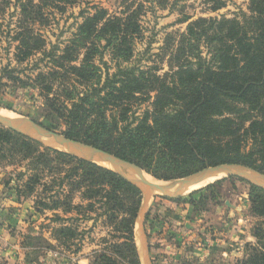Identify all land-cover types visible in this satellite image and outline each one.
<instances>
[{"label":"trees","instance_id":"16d2710c","mask_svg":"<svg viewBox=\"0 0 264 264\" xmlns=\"http://www.w3.org/2000/svg\"><path fill=\"white\" fill-rule=\"evenodd\" d=\"M85 1L92 0H18V26L13 35L7 30L16 44V62L24 64L46 53L47 41L36 26L49 24L47 10L65 12ZM171 1L152 4L166 9ZM229 1L205 0L204 13H218ZM11 3L0 0V16ZM123 4L119 14L101 7L83 14L64 54L46 53L48 71L27 80L14 69L0 71V98L10 83L36 87L51 117L64 125L58 133L112 153L158 180L184 178L221 164L264 174V0H249L247 10L232 18L193 20L182 13L180 23L187 24L186 30L167 37L159 63L148 69L124 66L134 59L148 12L138 0ZM3 28L0 22V35L5 34ZM104 53L116 72L108 68L103 82L96 58ZM77 85L86 89L79 92ZM137 109L143 110L139 116ZM1 162L26 170L8 181L4 195L16 197L18 203L32 199L35 214L52 212L62 222L60 227H46L56 243L51 247L49 241L51 248L79 254L80 248L72 251V246L81 242L80 223L91 218L89 213L103 210L115 234L102 240L103 247L89 256L90 264H143L135 238L143 202L137 187L105 167L45 148L0 126ZM235 181L222 179L194 191L188 203L205 211L208 202L221 200L218 187ZM249 186L251 214L262 221L252 229L255 243L246 245L238 264H264V190ZM75 198L81 203L75 204ZM59 211L76 212L77 217L64 219ZM43 240L27 235L22 245L37 249L35 242Z\"/></svg>","mask_w":264,"mask_h":264},{"label":"rangeland","instance_id":"374dc122","mask_svg":"<svg viewBox=\"0 0 264 264\" xmlns=\"http://www.w3.org/2000/svg\"><path fill=\"white\" fill-rule=\"evenodd\" d=\"M17 1L12 0L5 14L0 16V22L4 24L3 30L5 31V34L0 35V71L5 68L14 69L18 74L17 76L24 80L29 77L34 78L39 71L49 70L46 65L50 63V58L46 57V53L53 51L58 56L64 54L66 47L70 45L75 34H77L78 27L84 21L83 14L93 13L95 7H101L115 15L121 12L124 5V0H92L69 6L65 12L47 10L49 24L36 26L47 41L46 53H39L30 61L18 64L15 60L16 44L11 41L7 33V30H10L13 35L20 20L21 9ZM38 1L36 0V2ZM138 1L145 3L148 12L142 18L144 33L143 37L136 43L134 59L124 65L137 69H148L159 63V55L162 53L167 37L179 35L186 30L187 24L180 23L183 18L182 13L193 16V20L200 17L227 16L232 18L241 10L246 11L249 2V0H231L228 2L227 8L213 14L204 13L205 0H172L166 9L158 7L156 3L153 5V0ZM96 65L101 70L103 82L108 68L110 69L109 73L114 74L116 72L115 64L111 61L108 53L97 57ZM164 67V71H166L167 66ZM77 86L79 92L86 89L85 86ZM0 107L13 114L26 116L36 122L43 123L48 128L58 127L56 132L64 129L60 120H54L51 117L47 107L39 97V90L32 85L25 88L22 84L10 83L0 98ZM5 110L2 111L6 113ZM142 111V109H137L136 116H139ZM9 112L7 113L10 115ZM25 171L23 166L14 168L7 166L5 162H1L0 175H4L1 178V184H4L3 191L12 177L14 178L17 173ZM152 178L154 179V177ZM221 179H223L222 176ZM235 180V182H226L222 187H218L221 200L218 203L208 202L205 211H196L193 208L186 213V206L192 207L188 203V193L183 195L180 201L176 200L180 197H155L152 199L146 221L152 264H238L244 258L246 245L255 243V239L252 237V229L262 220L251 214L249 184L240 182L238 179ZM33 202L31 199L28 204ZM74 203L80 204L81 201L79 198H75ZM235 205L238 206V210L231 214L230 210H234ZM58 213L64 219L77 217L76 212L68 215H64L61 211ZM103 213V210L91 212L89 213L91 218L80 223L82 225L80 230L81 242L77 243V247L72 246V251L80 248L79 254H73L74 252L63 253L61 250L51 248L55 247L56 243L51 239L50 231L46 227H60L62 225L56 214L48 212L47 216H42L35 214L33 209V212L30 211L24 222L28 227L27 232H31L29 235L43 237L44 240L40 244L35 242V245L40 249L42 255L40 259L45 260L47 264L52 262L53 264H69L70 259L79 260V264H90L88 258L103 247L102 240L111 239V236L115 234L110 224L106 222ZM168 220H177L181 225L176 226ZM186 223L189 227L193 226L191 228L193 233L190 234L191 239L186 237L190 230L186 228ZM52 251L56 254L54 255ZM51 253L52 256H50Z\"/></svg>","mask_w":264,"mask_h":264},{"label":"water","instance_id":"95a60500","mask_svg":"<svg viewBox=\"0 0 264 264\" xmlns=\"http://www.w3.org/2000/svg\"><path fill=\"white\" fill-rule=\"evenodd\" d=\"M0 109L5 110L1 107ZM9 113L11 116L0 114L1 127L31 139L41 144L43 147L53 151L95 164H98L97 161H102L111 167L105 168L118 174L142 192L143 202L136 219L135 238L138 252L143 264H152L150 245L146 231V221L149 213V207L153 198L182 197L183 195H186L185 193L192 188L220 175L225 176L223 179L235 178L251 186L264 190V174L239 164H221L217 166H209L187 177L170 181H160L154 178L158 183H153L145 178V171L131 162L125 161L113 155L112 153L95 146L71 140L64 135H61L60 133L45 127L44 125H41L29 117L16 115L11 112Z\"/></svg>","mask_w":264,"mask_h":264},{"label":"crops","instance_id":"0c3cea01","mask_svg":"<svg viewBox=\"0 0 264 264\" xmlns=\"http://www.w3.org/2000/svg\"><path fill=\"white\" fill-rule=\"evenodd\" d=\"M3 176L0 175V264H47L45 260L40 259V257L42 258L40 249L24 248L22 245L26 235L31 233L27 232L28 227L24 220L30 211L33 212V203L28 204L30 199L18 203L16 197L4 195V184H1ZM190 210H193V207L186 206V213ZM237 210L238 206L235 205L234 210H230V213L232 214ZM168 222L176 226L181 225L177 220H168ZM185 226L188 230L190 229L189 235L186 237L191 239L190 234L193 233L191 229L193 226L189 227L188 223ZM48 264H53V262Z\"/></svg>","mask_w":264,"mask_h":264},{"label":"bare ground","instance_id":"6f19581e","mask_svg":"<svg viewBox=\"0 0 264 264\" xmlns=\"http://www.w3.org/2000/svg\"><path fill=\"white\" fill-rule=\"evenodd\" d=\"M1 112L3 113V115H8V116L11 115V114L9 115L7 112H6V113L3 112V111L0 109V114H2ZM97 163H98L99 165L103 166V167L111 168L110 166H108L107 164L103 163L102 161H97ZM126 170H127V169H126ZM144 176H145V178H146L148 181L153 182V183H158L155 179H153L152 177H150V176L147 175L146 173H144ZM221 176H222L223 178L225 177L224 175H220V177L218 176V177H215V178H211V179H209V180L203 182L202 184H200V185H198V186L192 188L191 190H189V191L186 192V193H190V192H192V191L202 189V188L208 186L209 184H211V183H213V182L218 181L219 179H221ZM186 193H185V194H186Z\"/></svg>","mask_w":264,"mask_h":264}]
</instances>
